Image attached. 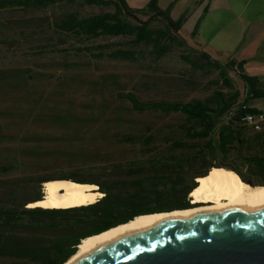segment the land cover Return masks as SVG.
I'll return each mask as SVG.
<instances>
[{"label": "trees", "instance_id": "1", "mask_svg": "<svg viewBox=\"0 0 264 264\" xmlns=\"http://www.w3.org/2000/svg\"><path fill=\"white\" fill-rule=\"evenodd\" d=\"M76 4L113 10L88 16L62 12L54 21L11 24L7 30L26 31L17 49L24 44L38 56L76 52L128 63L147 61V56L160 62L178 53L192 73L218 77L206 83L193 74L177 78L184 93L202 97L145 99L135 88L118 93L133 113L175 115L178 123L130 120L112 133L108 127L93 129L91 118L77 114L87 105L58 99L56 110L40 106L50 97H67L59 94L68 91L63 81L67 63L51 70L0 66V92L11 97V109L0 110V150L6 152L0 155V264H65L83 239L139 216L192 207L196 179L213 168L264 187V126L255 131L243 121L246 114L259 112L251 105L264 100V84L245 73L243 62L215 60L187 42L181 34L185 18L173 20L170 10L159 8V0L142 10L124 0H0V11ZM107 39L117 41L98 44ZM53 82L62 83L55 89L49 86ZM18 94L39 109L21 110ZM52 181L92 185L103 196L74 208H29L42 200L43 185Z\"/></svg>", "mask_w": 264, "mask_h": 264}, {"label": "rangeland", "instance_id": "2", "mask_svg": "<svg viewBox=\"0 0 264 264\" xmlns=\"http://www.w3.org/2000/svg\"><path fill=\"white\" fill-rule=\"evenodd\" d=\"M113 9H104L99 7H88L76 4L72 7H56L48 11L26 10L17 8L13 10L0 11V59L3 60L0 66L17 67L19 69L32 68L34 70L41 68L56 69V64L67 63L70 67L66 72V88L65 92L59 94L67 96L61 98L50 97V101L40 104L45 105L47 111L56 110L54 101L58 99L72 100L76 105L86 106L82 110L76 111L82 117L88 116L93 120V129L108 127L109 132L121 131L119 127H126L130 120H161L160 124L174 125L178 123V116L161 117L157 115L135 114L131 111V106L124 101L117 99L120 92L133 91L135 88L141 95V98L154 99L161 98L164 100L184 99L190 92L184 93L181 84L177 78H187L189 74H193L194 79L206 83L209 80H216L218 74H209L202 72H191V68L182 62L177 54L166 57L163 61L155 62L147 56V61L141 63H128L111 60H95L85 53L72 52L65 54H51L38 56L35 51L29 50L24 44L21 50H18L19 44L17 40L21 38V29L7 28L13 24L36 23L40 24L43 20L49 19L54 21L62 12H77L82 16L98 14L112 11ZM26 32V31H23ZM189 30L186 28L181 32L183 38L190 43L194 36H188ZM14 44L7 43V41ZM117 40L107 39L100 40L98 44L112 43ZM6 42V43H4ZM45 42V41H44ZM39 44H45L39 40ZM33 44H31L32 46ZM30 46V47H31ZM32 49V48H30ZM51 73H53L51 71ZM159 74H162L159 78ZM236 80L243 87V83L235 75ZM162 78V79H161ZM62 81V82H63ZM60 82V83H62ZM49 85L57 88L60 83ZM181 83V84H180ZM69 84V86H68ZM65 90V89H64ZM203 94H190L192 97H202ZM11 97H6L0 92V110L11 109V103L8 102ZM18 101H23L21 110L39 109V105L29 102L23 95L18 94ZM255 107L264 108V100H260L254 104ZM39 133L43 132V128L39 129ZM48 133L58 134L59 130H47ZM43 134H46L43 133ZM2 154H6L4 150H0Z\"/></svg>", "mask_w": 264, "mask_h": 264}, {"label": "water", "instance_id": "3", "mask_svg": "<svg viewBox=\"0 0 264 264\" xmlns=\"http://www.w3.org/2000/svg\"><path fill=\"white\" fill-rule=\"evenodd\" d=\"M71 264H264V208L243 206L125 233Z\"/></svg>", "mask_w": 264, "mask_h": 264}, {"label": "crops", "instance_id": "4", "mask_svg": "<svg viewBox=\"0 0 264 264\" xmlns=\"http://www.w3.org/2000/svg\"><path fill=\"white\" fill-rule=\"evenodd\" d=\"M124 1L133 10L150 2ZM159 8L173 20L185 18L181 32L189 30L194 47L221 62H243L245 73L264 84V0H159ZM258 101L251 106L264 111L254 106Z\"/></svg>", "mask_w": 264, "mask_h": 264}, {"label": "bare ground", "instance_id": "5", "mask_svg": "<svg viewBox=\"0 0 264 264\" xmlns=\"http://www.w3.org/2000/svg\"><path fill=\"white\" fill-rule=\"evenodd\" d=\"M198 187L190 194L195 208L171 213L139 216L127 224L114 227L102 234L83 239L77 252L65 264L73 263L93 248L125 233H134L162 226L178 218L202 215L205 213L240 210L243 206L264 208V187H251L242 182L235 172L226 169H212L204 178L197 179ZM43 200L28 205L29 208L67 209L91 204L103 195L92 185L70 181H52L43 185ZM199 204V205H198Z\"/></svg>", "mask_w": 264, "mask_h": 264}, {"label": "built area", "instance_id": "6", "mask_svg": "<svg viewBox=\"0 0 264 264\" xmlns=\"http://www.w3.org/2000/svg\"><path fill=\"white\" fill-rule=\"evenodd\" d=\"M243 121L255 131H260L264 126V111L248 113L243 118Z\"/></svg>", "mask_w": 264, "mask_h": 264}, {"label": "flooded vegetation", "instance_id": "7", "mask_svg": "<svg viewBox=\"0 0 264 264\" xmlns=\"http://www.w3.org/2000/svg\"><path fill=\"white\" fill-rule=\"evenodd\" d=\"M199 205V204H198Z\"/></svg>", "mask_w": 264, "mask_h": 264}]
</instances>
